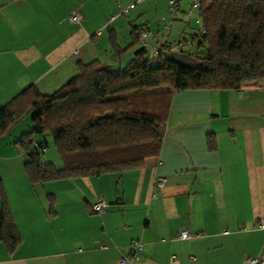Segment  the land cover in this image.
<instances>
[{
    "label": "crops",
    "instance_id": "obj_1",
    "mask_svg": "<svg viewBox=\"0 0 264 264\" xmlns=\"http://www.w3.org/2000/svg\"><path fill=\"white\" fill-rule=\"evenodd\" d=\"M167 1L0 0V108L29 86L54 92L78 62L123 68L141 46L139 27L157 34L147 39L151 53L191 39L196 12L188 16L189 2L177 0L168 13ZM76 9L81 19L72 23ZM29 124L0 135V183L20 238L12 253L0 242V264H119L132 239L142 243L134 264L264 257V83L174 92L157 156L124 173L31 184L15 144ZM97 197L101 214L90 210ZM182 229L189 238L178 237Z\"/></svg>",
    "mask_w": 264,
    "mask_h": 264
},
{
    "label": "trees",
    "instance_id": "obj_2",
    "mask_svg": "<svg viewBox=\"0 0 264 264\" xmlns=\"http://www.w3.org/2000/svg\"><path fill=\"white\" fill-rule=\"evenodd\" d=\"M199 1L194 12L205 32L196 50L187 53L197 65L166 61L162 48L169 43L152 53L141 45L121 69L97 59L78 62L76 74L54 92L29 86L0 108V135L31 114V127L15 141L25 152L23 167L31 184L140 169L160 151L174 92L238 91L264 83V0ZM43 133L52 135L59 168L41 160L43 141L32 146L34 135ZM207 144L213 149L212 137ZM47 200L51 215L54 196L48 194ZM0 202V242L12 253L20 238L1 183Z\"/></svg>",
    "mask_w": 264,
    "mask_h": 264
},
{
    "label": "built area",
    "instance_id": "obj_3",
    "mask_svg": "<svg viewBox=\"0 0 264 264\" xmlns=\"http://www.w3.org/2000/svg\"><path fill=\"white\" fill-rule=\"evenodd\" d=\"M189 2V9L186 11V14L189 16L193 11L198 12L199 6H200V1L199 0H187ZM168 8L167 12L172 13L176 8H177V0H168ZM127 8H124L121 10L122 13L126 12ZM114 17H111L110 19H113ZM81 19V14L78 11V9L72 11L70 15L68 16V20L72 23H77ZM196 24H197V29L194 32L195 36L194 39H181L179 41L171 42L169 44H166L165 47L162 48L163 52H176V53H189L194 50H196V46L198 42L202 41V36L204 35V27L200 23L199 16L196 14ZM138 33H137V39L141 43L142 46H147V39L151 38L153 40H156L157 34L151 32L149 29L145 27H139L138 28ZM160 46V45H159ZM158 50V46L156 48ZM155 50V51H156ZM33 147H37L38 143L37 142H32ZM164 183L163 178H157L154 182V185L156 187H161ZM105 202L102 198L97 197L94 201V203L91 205L90 210L93 213H103L105 211ZM259 228H262V225H258ZM190 234L188 230L182 229L179 232V238L180 239H187L189 238ZM99 248L105 249L106 245L103 243H100L98 245ZM142 249V243L138 239H132L129 248L125 254H122L118 258V263L119 264H134L139 260L140 257V252ZM246 261L249 264H264V257H247Z\"/></svg>",
    "mask_w": 264,
    "mask_h": 264
},
{
    "label": "rangeland",
    "instance_id": "obj_4",
    "mask_svg": "<svg viewBox=\"0 0 264 264\" xmlns=\"http://www.w3.org/2000/svg\"><path fill=\"white\" fill-rule=\"evenodd\" d=\"M147 50L150 52L151 51L150 47ZM114 69H121V68H114ZM18 124H20V125H18ZM25 124L26 125H28V124L32 125L31 114L30 113H28L16 125L21 127V126H24ZM34 138L39 139V140L43 141L46 144L45 151L43 152V154H41V160L43 162H50L55 167H60L62 165V160H61V157H60L59 153L56 151V149L54 147L52 135H50L49 133H43V134H39V135L38 134L34 135Z\"/></svg>",
    "mask_w": 264,
    "mask_h": 264
},
{
    "label": "water",
    "instance_id": "obj_5",
    "mask_svg": "<svg viewBox=\"0 0 264 264\" xmlns=\"http://www.w3.org/2000/svg\"><path fill=\"white\" fill-rule=\"evenodd\" d=\"M163 57L166 61L184 68H190L192 65L198 64V62L187 53L163 52ZM30 153L31 150L27 152V155Z\"/></svg>",
    "mask_w": 264,
    "mask_h": 264
}]
</instances>
